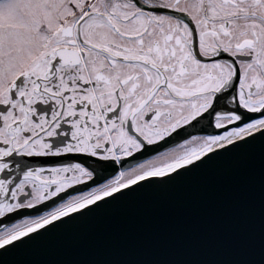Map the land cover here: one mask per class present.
Here are the masks:
<instances>
[{"label":"snow or ice","instance_id":"1","mask_svg":"<svg viewBox=\"0 0 264 264\" xmlns=\"http://www.w3.org/2000/svg\"><path fill=\"white\" fill-rule=\"evenodd\" d=\"M257 147L264 0H0V264Z\"/></svg>","mask_w":264,"mask_h":264},{"label":"water","instance_id":"2","mask_svg":"<svg viewBox=\"0 0 264 264\" xmlns=\"http://www.w3.org/2000/svg\"><path fill=\"white\" fill-rule=\"evenodd\" d=\"M262 223L257 147L65 225L8 264H260Z\"/></svg>","mask_w":264,"mask_h":264},{"label":"flooded vegetation","instance_id":"3","mask_svg":"<svg viewBox=\"0 0 264 264\" xmlns=\"http://www.w3.org/2000/svg\"><path fill=\"white\" fill-rule=\"evenodd\" d=\"M199 134H203V133H199Z\"/></svg>","mask_w":264,"mask_h":264}]
</instances>
